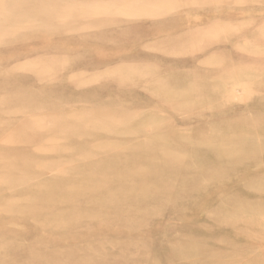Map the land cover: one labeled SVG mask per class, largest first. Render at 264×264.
<instances>
[{
	"label": "rangeland",
	"instance_id": "374dc122",
	"mask_svg": "<svg viewBox=\"0 0 264 264\" xmlns=\"http://www.w3.org/2000/svg\"><path fill=\"white\" fill-rule=\"evenodd\" d=\"M259 146L264 0H0V264H264Z\"/></svg>",
	"mask_w": 264,
	"mask_h": 264
},
{
	"label": "bare ground",
	"instance_id": "6f19581e",
	"mask_svg": "<svg viewBox=\"0 0 264 264\" xmlns=\"http://www.w3.org/2000/svg\"><path fill=\"white\" fill-rule=\"evenodd\" d=\"M160 10L162 11V9H160ZM154 11H155V10H154ZM129 12H130V11H129ZM151 13H152V12H151ZM156 15H157V14H156ZM196 54H197V52H196ZM174 56H175V55H174ZM212 63H213V62H212ZM194 67H195V66H194ZM202 67H203V66H202ZM226 67H227V66H226ZM163 68H164V67H163ZM152 69H153V68H152ZM225 69H226V68H225ZM221 70H222V69H221ZM245 74H246V73H245ZM248 76H249V75H248ZM246 77H247V76H246ZM249 77H250V76H249ZM249 79H250V78H249ZM251 80L253 81L254 79H251ZM254 81H255V80H254ZM260 82H261V81H260ZM262 84H263V83H262ZM249 85H251V84H249ZM250 87H252V86H250ZM250 90H251V89H250ZM199 91H200V90H199ZM251 91H252V90H251ZM200 92H201V91H200ZM253 92H254V91H253ZM175 93H176V92H175ZM197 93H199V92H197ZM250 94H251V93H250ZM184 100H185V99H184ZM200 101H201V100H199V102H200ZM199 104H200V103H199ZM219 106H220V105H219ZM207 108H208V107H207ZM214 108H215V106H214ZM218 108H219V107H218ZM242 118H243V117H242ZM238 119H239V118H238ZM251 137H252V136H251ZM247 138H248V137H247ZM226 139H227V138H226ZM249 141H250V140H249ZM224 142H225V141H224ZM224 142H223V143H224ZM258 142H259V141H258ZM118 143H119V142H118ZM199 143H200V142H199ZM225 143H226V142H225ZM225 143H224V144H225ZM228 144H229V143H228ZM259 144H260V143H259ZM262 144H263V143H262ZM119 145H120V144H118V146H119ZM252 145H253V142H252ZM254 145H255V144H254ZM254 145H253V146H254ZM193 146H195V145H193ZM253 146H252V147H253ZM112 147H113V146H112ZM115 147H116V146H115ZM249 147H250V146H249ZM256 147H257V146H256ZM259 147H260V150H261V149H262L261 147H263V146H259ZM116 148H117V147H116ZM250 148H251V147H250ZM113 149H114V148H113ZM196 149H197V148H196ZM117 150H118V148H117ZM193 150H194V149H193ZM193 150H191V151L193 152ZM194 151H195V150H194ZM199 151H200V149H199ZM261 151L263 152V149H262ZM261 151H260V154H262ZM196 152H198V150H197ZM238 152H239V151H238ZM238 152H237V153H238ZM255 152H256V151H255ZM255 152H254V154H256ZM198 153H199V152H198ZM202 153H203V152H202ZM237 153H236V154H237ZM251 153H252V151H251ZM251 153H250V154H251ZM263 153H264V152H263ZM182 154H183V153H182ZM257 154L259 155V153H257ZM165 155H166V153H165ZM167 155H168V153H167ZM180 155H181V154H180ZM203 155H204V154H203ZM247 155H248V154H247ZM252 155H253V154H252ZM252 155H251L250 158L253 160ZM258 155H257V156H258ZM262 155H264V154H262ZM207 156H208V155H207ZM207 156H206V157H207ZM227 156H228V155H227ZM254 156H255V155H254ZM149 157H150V156H149ZM175 157H176V156H175ZM209 157H211V156H209ZM215 157H217V156H215ZM229 157H230V156H229ZM191 158H193V157H191ZM231 158H232V157H230V159H231ZM250 158H249V159H250ZM261 158H262V157H261ZM207 159H210V158H207ZM207 159H206V160H207ZM211 159H212V158H211ZM211 159H210V160H211ZM247 159H248V158H247ZM256 159H257V158H256ZM257 160H258V159H257ZM189 161H190V159H189ZM189 161H188V162H189ZM211 161H212V160H211ZM260 161H261V160H260ZM173 162H174V161H173ZM216 162H217V160H216ZM223 162H224V161H223ZM192 163H193V162H192ZM196 163L199 164V162H196ZM217 163H218V162H217ZM224 163H225V162H224ZM228 163H229V162H228ZM232 163H236V162H233V161H232ZM248 163H249V162H248ZM186 164L189 166L188 163H186ZM193 164H194V163H193ZM173 165H174V163H173ZM194 165H195V164H194ZM202 165H203V163H202ZM204 165H206V164L204 163ZM188 166H187V167H188ZM191 166H192V165H191ZM200 166H201V165H200ZM219 166H220V165H219ZM171 167H172V166H171ZM202 167H203V166H202ZM164 168H166V167H164ZM166 169H167V168H166ZM172 169H173V167H172ZM177 169H178V168H177ZM218 169H219V168H218ZM220 169H221V168H220ZM169 171H170V170H169ZM176 171H178V170H176ZM184 171H185V170H184ZM184 171H183V172H184ZM215 171H216V173H217V170H215ZM175 173H176V172H175ZM208 173H210V171H209ZM208 173H207V174H208ZM213 173H214V172H213ZM155 174H156V173H155ZM161 174H162V173H161ZM170 174H171V172H170ZM170 174H168V175H170ZM180 174H181V173H180ZM134 175H135V174H134ZM134 175H133V176H134ZM162 175H163V174H162ZM133 176H132V177H133ZM137 176H138V175H137ZM154 176H155V175H154ZM134 177H135V176H134ZM138 177H139V176H138ZM155 177H158L157 174H156ZM159 177H160V176H159ZM172 177H174V174H173ZM180 177H182V176L180 175ZM91 178H92V177H91ZM125 178H126V177H125ZM136 178H137V177H136ZM201 178H203V177H201ZM103 179H104V178H103ZM139 179H141V178H139ZM159 179H161V177H160ZM164 179L166 180L167 178H164ZM176 179H177V177H176ZM133 180H134V179H133ZM173 180H174V179H173ZM187 180H188V179H187ZM187 180H186V181H187ZM105 181H106V179H105ZM128 181H129V180H128ZM128 181H127V182H128ZM134 181H137V179L134 180ZM169 181H170V180H169ZM171 181H172V180H171ZM160 182H161V181H160ZM187 182H188V181H187ZM196 182H197V180H196ZM137 183H138V182H137ZM161 183H162V182H161ZM169 184H171V183L169 182ZM125 185H127V184H125ZM125 185H124V186H125ZM145 185H146V184H145ZM148 185H150V184H148ZM164 185H165V184H164ZM180 185H181V184H180ZM180 185H179V186H180ZM122 186H123V185H122ZM124 186H123V187H124ZM136 186H137V185H136ZM166 186H167V184H166ZM168 186H169V185H168ZM176 186H177V185H176ZM90 187H91V186H90ZM120 187H121V186H120ZM198 187H200V186H198ZM77 188L80 189V187H77ZM88 188H89V187H88ZM88 188H87V189H88ZM131 188H133V187H131ZM156 188H157V187H156ZM164 188H165V187H164ZM167 188H168V187H167ZM115 189H116V188H115ZM119 189H120V188H119ZM136 189H137V188H136ZM140 189H142V187H141ZM169 189H170V188H169ZM174 189H175V188H174ZM180 189H181V187H180ZM196 189H197V188H196ZM196 189H195V190H196ZM82 190H83V189H82ZM82 190H81V191H82ZM89 190H90V189H89ZM116 190H117V189H116ZM134 190H135V189H134ZM137 190H138V189H137ZM166 190H167V189H166ZM85 191H86V190H85ZM85 191H84V193H85ZM112 191H114V190H112ZM122 191H123V190H122ZM125 191H126V190H125ZM129 191H130V189H129ZM148 191H149V190H148ZM151 191H152V189H151ZM163 191H164V190H163ZM175 191H177V190H175ZM178 191H180V190H178ZM199 191H200V190H199ZM201 191H203V189H202ZM79 192H80V191H79ZM88 192H89V191H87V193H88ZM123 192H124V191H123ZM152 192H153V191H152ZM160 192H161V191H160ZM160 192H159V193H160ZM165 192H166V191H164L163 194H165ZM180 192H181V191H180ZM180 192H179V193H180ZM81 193H82V192H81ZM121 193H122V192H121ZM121 193H119V194H121ZM168 193H169V192H168ZM176 193H178V192H176ZM197 193H198V192H197ZM199 193H200V192H199ZM150 194L152 195L153 193H150ZM150 194H149V195H150ZM182 194H183V192H182ZM107 195H108V194H107ZM159 195H161V194H159ZM176 195H178V194H176ZM161 196H162V195H161ZM168 196H169V195H168ZM168 196H167V197H168ZM149 197H150V196H149ZM153 197H154V196H153ZM157 197H159V196L157 195ZM161 198H162V197H160V199H161ZM145 199H146V198H145ZM156 199H157V198H156ZM164 199H165V198H164ZM175 199H176V198H175ZM138 200H139V199H138ZM152 200H154V198H152L151 201H152ZM158 200H159V199H158ZM176 200H177V199H176ZM151 201H150V202H151ZM154 201H155V200H154ZM156 201H157V200H156ZM156 201H155V202H156ZM170 201H171V200H170ZM137 202H138V201H137ZM148 202H149V201H148ZM171 202H172V201H171ZM160 203H161V201H160ZM163 204H164V203H163ZM163 204H162V205H163ZM169 205H170V204H169ZM158 206H159V205H158ZM158 206H157V207H158ZM160 206H161V205H160ZM164 206H165V204H164ZM224 206H225V205H224ZM150 207H151V206H150ZM150 207H149V208H150ZM257 215H260V214H257ZM257 215H256V216H257ZM263 219H264V218H263ZM253 228H254V227H253ZM215 255H216V254H215Z\"/></svg>",
	"mask_w": 264,
	"mask_h": 264
}]
</instances>
